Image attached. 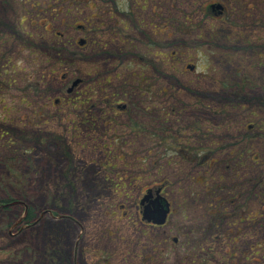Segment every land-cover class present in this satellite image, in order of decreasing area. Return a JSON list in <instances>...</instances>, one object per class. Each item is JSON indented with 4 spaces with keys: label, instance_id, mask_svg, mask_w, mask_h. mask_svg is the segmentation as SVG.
Instances as JSON below:
<instances>
[{
    "label": "rangeland",
    "instance_id": "rangeland-1",
    "mask_svg": "<svg viewBox=\"0 0 264 264\" xmlns=\"http://www.w3.org/2000/svg\"><path fill=\"white\" fill-rule=\"evenodd\" d=\"M89 1L0 0V264H264V0H217L220 16L216 0H93L99 30L125 1L161 45L163 75L141 83L140 105L133 78L106 103L98 82L67 94L41 81L40 43ZM123 91L133 109L111 110ZM157 186L171 203L162 226L139 205Z\"/></svg>",
    "mask_w": 264,
    "mask_h": 264
},
{
    "label": "flooded vegetation",
    "instance_id": "flooded-vegetation-1",
    "mask_svg": "<svg viewBox=\"0 0 264 264\" xmlns=\"http://www.w3.org/2000/svg\"><path fill=\"white\" fill-rule=\"evenodd\" d=\"M134 2L136 3V1ZM142 3L145 5L146 1L143 0ZM144 5L140 7L143 8ZM86 7L88 9L87 17H85L86 20H77V18H74L72 21L74 17H72V14L63 16L62 19H56V16L50 18L51 21H54L55 19L58 20L61 30L56 29V31L52 32L54 44L49 50V47L44 45L46 42L40 43L41 54L43 57L41 62L42 68H45L47 63H50L52 66H47V71L41 74V81L44 83L47 81L60 87L64 86L66 87L65 92L67 94H72V92L77 89V86L81 87L82 85H91L92 82H98V86L100 87L99 90L104 94L102 99L106 103V101H108V99L110 100V98L121 96L122 90L120 91L119 87L120 89L123 88L126 83L130 82L128 78H133L135 81V85L133 84L136 91L135 95L139 94L138 104L140 105L141 99L146 100L145 97L148 98V96L145 94H150V92H138V88L157 84L159 82V78L163 75L161 71L158 70V67L155 64L156 59L154 58L156 56L157 47L161 45H158L154 40H152L151 36L146 33V27H142L140 25V22L137 21L135 15L132 16L127 2L120 1L119 10H114V12H118V15L121 17L118 16L113 25L102 28L101 30L98 29L99 27L97 25V14L99 12L100 5L93 0H90ZM207 10L215 16H220L224 13L225 7L216 0L207 4ZM70 12L71 11H69V13ZM211 13L207 12V15ZM124 16H127V20L129 22L131 21L129 19L132 18L134 23L129 26ZM138 16L140 15L138 14ZM41 24H43V29L45 31L50 30L48 28H51V23L46 22L45 18L42 19ZM72 28H77L78 30L79 36L76 38H72V35L68 34L69 30H72ZM98 31L102 33V36H107L109 34L112 35L116 41H119L120 38L122 39L120 40V43L122 44L121 47L115 48L116 53L108 52V48L104 47L103 41L101 42V39L98 38L100 37ZM168 36L169 35H167V38ZM72 44L77 49H80L79 51H83L84 49L85 54L82 55L79 54L80 52L72 50ZM65 54H67L66 57L64 56ZM146 56H148V58H146ZM107 57L114 58L113 61L116 60L110 68L105 67L104 59ZM187 70L194 71L195 65L187 64ZM113 76L121 81V83L119 82L116 86L117 89L111 87L112 84L110 78ZM124 78L127 81L124 80ZM101 79H103V81L99 82ZM126 87L127 90L130 89V85H126ZM128 97L129 93L123 91V96L121 98H117L119 100L113 99L114 102L111 104H114L115 108L111 107V110L125 112L127 108L129 110L133 109V101H131ZM134 97V95H131L132 99H134ZM54 102L57 103L56 105L58 106L61 101L59 98H55L52 103ZM147 190L151 191L153 195L152 197L156 196V190H158L159 195L165 197L162 191V186L146 188L145 193H147ZM145 193H143V196ZM168 202L169 211L166 221L171 213V203L169 200ZM232 202H234V200H232ZM139 205L142 211L140 201ZM28 208L29 207L25 206V214L27 213ZM146 223L148 225L155 226L165 225V223L161 225H156L151 222Z\"/></svg>",
    "mask_w": 264,
    "mask_h": 264
},
{
    "label": "water",
    "instance_id": "water-1",
    "mask_svg": "<svg viewBox=\"0 0 264 264\" xmlns=\"http://www.w3.org/2000/svg\"><path fill=\"white\" fill-rule=\"evenodd\" d=\"M152 196L151 191L147 190V193L140 200L142 206L141 217L146 222H151L156 225L164 224L169 211V202L165 197L159 195L158 190H156V196ZM18 202L14 200L6 205Z\"/></svg>",
    "mask_w": 264,
    "mask_h": 264
},
{
    "label": "trees",
    "instance_id": "trees-1",
    "mask_svg": "<svg viewBox=\"0 0 264 264\" xmlns=\"http://www.w3.org/2000/svg\"><path fill=\"white\" fill-rule=\"evenodd\" d=\"M14 200H15L14 198H8V199H5L3 202H7V201L9 202V201H14ZM32 217H33V212L31 211V209H30V207H29L28 210H27V213H26V215H25L24 220H25L27 223H29Z\"/></svg>",
    "mask_w": 264,
    "mask_h": 264
}]
</instances>
